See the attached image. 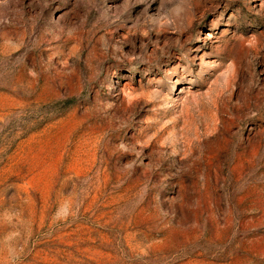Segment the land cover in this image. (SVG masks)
Masks as SVG:
<instances>
[{"label":"rangeland","instance_id":"obj_1","mask_svg":"<svg viewBox=\"0 0 264 264\" xmlns=\"http://www.w3.org/2000/svg\"><path fill=\"white\" fill-rule=\"evenodd\" d=\"M0 264H264V0H0Z\"/></svg>","mask_w":264,"mask_h":264}]
</instances>
